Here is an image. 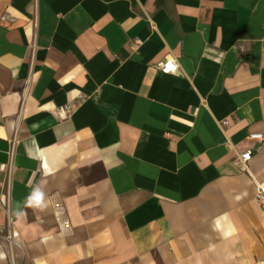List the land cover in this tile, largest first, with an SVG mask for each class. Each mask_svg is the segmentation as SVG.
I'll list each match as a JSON object with an SVG mask.
<instances>
[{
	"label": "crops",
	"instance_id": "1",
	"mask_svg": "<svg viewBox=\"0 0 264 264\" xmlns=\"http://www.w3.org/2000/svg\"><path fill=\"white\" fill-rule=\"evenodd\" d=\"M1 164L0 264H264V0H0Z\"/></svg>",
	"mask_w": 264,
	"mask_h": 264
},
{
	"label": "built area",
	"instance_id": "2",
	"mask_svg": "<svg viewBox=\"0 0 264 264\" xmlns=\"http://www.w3.org/2000/svg\"><path fill=\"white\" fill-rule=\"evenodd\" d=\"M4 18V17H1ZM158 68L164 73H177L179 69L178 62L173 56H165L157 63ZM75 105V104H72ZM263 141V135L259 132L249 133L247 136V145L234 158L235 164L242 170L247 168L248 162ZM0 169L6 170L7 175L11 170V164H1ZM255 199L259 207L264 211V185H258L256 188ZM9 238V235H7ZM264 262V257H263Z\"/></svg>",
	"mask_w": 264,
	"mask_h": 264
}]
</instances>
